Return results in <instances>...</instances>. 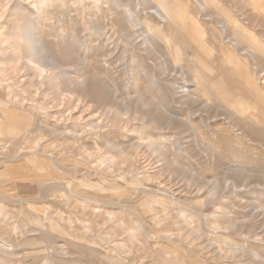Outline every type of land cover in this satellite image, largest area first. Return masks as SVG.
Returning a JSON list of instances; mask_svg holds the SVG:
<instances>
[{
	"label": "rangeland",
	"instance_id": "374dc122",
	"mask_svg": "<svg viewBox=\"0 0 264 264\" xmlns=\"http://www.w3.org/2000/svg\"><path fill=\"white\" fill-rule=\"evenodd\" d=\"M156 2L0 0V264H264V0Z\"/></svg>",
	"mask_w": 264,
	"mask_h": 264
},
{
	"label": "bare ground",
	"instance_id": "6f19581e",
	"mask_svg": "<svg viewBox=\"0 0 264 264\" xmlns=\"http://www.w3.org/2000/svg\"><path fill=\"white\" fill-rule=\"evenodd\" d=\"M158 3V6L161 10V13L163 14L162 17H164L166 20H169V21H173V22H178V23H182V21H184V15L183 13L177 9L172 0H156ZM17 6L19 8H21L22 10H24V13L27 12V9L24 8V6L18 1L17 2ZM38 41V44H40V46L45 50V51H49L50 52V49L49 47L46 46V44L42 41V39H39L37 40ZM31 45V44H30ZM51 45V44H50ZM37 48V46H36ZM57 49V48H56ZM33 53V51H31ZM41 52V51H40ZM43 52V51H42ZM37 55V58H39V54H36ZM35 57V56H34ZM50 57V56H48ZM47 57V59H48ZM31 59H32V56H31ZM31 61V60H30ZM57 61V60H56ZM57 64V63H56ZM40 71L43 73H48V70L43 66L41 65L40 66ZM40 73V72H39ZM41 75V74H40ZM78 82L80 84H83L85 81H79ZM81 86V85H80ZM5 118V117H4ZM11 122V123H8V122ZM4 122L6 123V129H10L11 127H16L18 125V120H17V117L14 113H9L8 116L5 118ZM1 123V122H0ZM3 124V122H2ZM20 126V124H19ZM25 175V174H24ZM36 176V174H33ZM3 244V243H2ZM1 246V245H0ZM3 248V247H2Z\"/></svg>",
	"mask_w": 264,
	"mask_h": 264
}]
</instances>
